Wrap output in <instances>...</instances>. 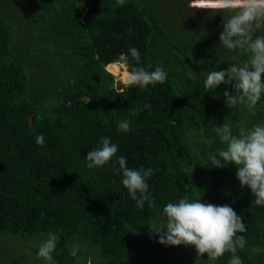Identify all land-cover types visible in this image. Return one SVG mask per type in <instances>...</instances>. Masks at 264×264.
<instances>
[{
	"label": "trees",
	"instance_id": "obj_1",
	"mask_svg": "<svg viewBox=\"0 0 264 264\" xmlns=\"http://www.w3.org/2000/svg\"><path fill=\"white\" fill-rule=\"evenodd\" d=\"M19 3L18 16L0 8V242L9 246L7 253L17 256L19 238L37 253L56 234L53 264H228L230 253L213 261L197 257L194 246L179 245L174 254L176 246L149 232L164 224L167 203L187 196L232 207L246 225L239 235L247 243L237 255L243 264H264V206L240 187L233 164L217 168L208 159L225 147L214 125L226 120L235 133L264 124V95L254 109H230L223 92L234 89L205 92L201 72L242 64L249 54H200V45H212L213 37L175 26L154 0ZM21 37L35 39L33 53L43 46L49 71L35 74ZM131 47L139 50L141 65L168 73L164 84L125 88L115 79L111 72L121 71L122 54L135 64ZM122 120L130 123L127 133L117 128ZM41 134L43 146L36 143ZM100 136L111 137L118 152L105 166L89 169L85 157L99 147ZM119 156L129 168L154 170L147 180L154 208H137L130 198L113 168ZM76 244L80 251L73 257ZM3 256L0 264H10Z\"/></svg>",
	"mask_w": 264,
	"mask_h": 264
},
{
	"label": "clouds",
	"instance_id": "obj_2",
	"mask_svg": "<svg viewBox=\"0 0 264 264\" xmlns=\"http://www.w3.org/2000/svg\"><path fill=\"white\" fill-rule=\"evenodd\" d=\"M117 4L124 6L125 0H117ZM188 7L221 13L223 30L219 34L218 47L228 52L243 49L249 54L242 64L229 63L225 70L201 71L206 76L203 81L205 92L215 91L221 85L231 86L234 93L227 89L223 92L226 106L231 109L241 104L254 109L264 95V35L258 34L264 29V0H188ZM224 13H228L226 19ZM129 54L135 64L129 61V55L122 54L121 71L113 74L125 88L138 86L146 89L149 85L155 87L166 82L168 73L163 68L157 66L151 71V64L147 67L140 64L137 48H129ZM196 74L191 70L192 78ZM132 114L135 115V112ZM117 128L127 133L130 123L122 120ZM214 131L225 147L208 157L211 166L224 168L233 164L240 187L247 186L254 197L252 203L264 206V124L254 125L251 129L242 127L234 133L231 124L225 120L221 126L214 125ZM36 143L40 146L45 144L43 134L37 136ZM97 143L99 147L90 150L85 157L89 169L105 166L118 152V145L109 136H100ZM113 168L117 173H122V184L130 198L136 201L137 208L143 209L145 203L149 208L155 207L147 182L154 174L152 168H129L124 156L117 157ZM163 215L164 224L159 227L154 224L153 230L149 231L158 234L159 243L165 246H194L197 257L206 254L213 261L230 253L228 264H243L237 253L247 243L245 237L239 235L246 231V225L242 216L237 215L229 205L217 206L201 202L200 198L192 200L185 196L176 203H167L163 207ZM58 241V235L49 234L40 244L37 256L46 264H53ZM79 251L80 246L73 245L70 255L75 257Z\"/></svg>",
	"mask_w": 264,
	"mask_h": 264
},
{
	"label": "rangeland",
	"instance_id": "obj_3",
	"mask_svg": "<svg viewBox=\"0 0 264 264\" xmlns=\"http://www.w3.org/2000/svg\"><path fill=\"white\" fill-rule=\"evenodd\" d=\"M154 2L160 6L161 11L163 15H170V22L174 24L175 26H180L184 30L194 29L196 32L198 31L199 35H202L205 39H210L213 37V40L215 43H212V45L207 46L205 44H201L200 54H204L203 52H213L214 50H218L220 54H226L227 50L223 49L222 47H218L219 45V34L222 32V19L220 17V13H215L208 10H192L188 7V0H154ZM184 3V6L182 5ZM0 8L4 9L8 13L15 14L16 16L21 14V5L19 3V0H0ZM16 27L21 30L23 27L20 21H16ZM14 27V26H13ZM16 27H14L15 32H17ZM258 34L264 35V29H262ZM17 35V34H16ZM20 33L18 34V36ZM80 38H83V35H79ZM87 39V38H85ZM34 38L31 37L29 40L25 37H21L22 44L25 42V48L26 51H23L24 55L28 58V63L33 65L35 67V74L38 72V74L41 76L43 72L49 71L48 64L46 63V60L42 59V53L44 51L43 46H40L37 49H34V53L30 51L29 49H33V45L36 44L34 42ZM30 45V46H29ZM118 62V68H120V64H122V61ZM108 69V68H106ZM118 69V70H119ZM111 72V71H110ZM119 72V71H118ZM116 72V73H118ZM114 74L113 72H111ZM115 79H118L117 76H115ZM18 244L22 245L19 246L16 249L17 256L12 257L11 254H8L7 251L9 249V246L6 245L5 242H0V255L5 251L7 254V257H4L5 254H3L4 258L3 260H8L10 264H46V262L39 258L37 256L36 252H32L29 249L24 248V240L23 239H16L14 240ZM26 251L24 252V250ZM4 250V251H2ZM15 251L14 249H12ZM179 249V246L173 247L172 252L177 253ZM191 250H194L193 248Z\"/></svg>",
	"mask_w": 264,
	"mask_h": 264
},
{
	"label": "bare ground",
	"instance_id": "obj_4",
	"mask_svg": "<svg viewBox=\"0 0 264 264\" xmlns=\"http://www.w3.org/2000/svg\"><path fill=\"white\" fill-rule=\"evenodd\" d=\"M110 64V63H109ZM107 66V65H106ZM107 68V67H106Z\"/></svg>",
	"mask_w": 264,
	"mask_h": 264
}]
</instances>
